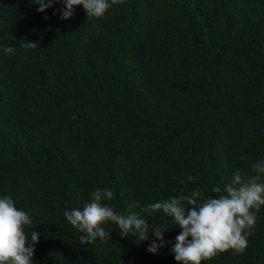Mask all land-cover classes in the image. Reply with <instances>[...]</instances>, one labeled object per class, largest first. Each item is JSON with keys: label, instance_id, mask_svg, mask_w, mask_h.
<instances>
[{"label": "trees", "instance_id": "1", "mask_svg": "<svg viewBox=\"0 0 264 264\" xmlns=\"http://www.w3.org/2000/svg\"><path fill=\"white\" fill-rule=\"evenodd\" d=\"M38 8L0 0V197L30 215L29 239L40 233L33 264H177L181 229L140 207L258 175L264 0H118L100 19L81 5L62 20L63 0ZM97 188L147 219V241L107 222L110 240L80 245L64 211ZM256 217L242 254L202 264H264V205Z\"/></svg>", "mask_w": 264, "mask_h": 264}, {"label": "clouds", "instance_id": "2", "mask_svg": "<svg viewBox=\"0 0 264 264\" xmlns=\"http://www.w3.org/2000/svg\"><path fill=\"white\" fill-rule=\"evenodd\" d=\"M32 2L38 4V11L43 13L52 6L53 0ZM117 2L118 0H63L65 8L60 18H72L75 7L82 5L88 19H100ZM24 41L25 39L20 42V48H38L37 43ZM16 50L11 46L4 48L6 54H14ZM252 171L258 175L247 176L239 170L234 171L230 183L223 188L219 185L212 188L215 195L205 197L197 188L187 195L170 197L140 207V212L147 213L150 217L162 212L171 219L173 225H178L181 229L172 249L177 264H202L220 253L233 251L235 254H242L245 251L248 236L256 223V213L264 205V161L254 163ZM188 180L192 182V177ZM112 199L113 192L110 189L97 188L82 208L64 211L66 220L82 233L79 237L80 245L110 240L111 233L102 227L107 222L116 224L122 237L131 235L140 242L149 239L147 219L135 211L120 214L103 203ZM136 206L133 202L129 207L131 209ZM32 224L30 215L18 209L10 196L0 197V264H33L35 245L40 233L33 230L29 239L25 228ZM164 229L166 228L152 226L151 232L157 240L163 242ZM162 246L163 243L157 245L154 242L147 251L155 253Z\"/></svg>", "mask_w": 264, "mask_h": 264}]
</instances>
